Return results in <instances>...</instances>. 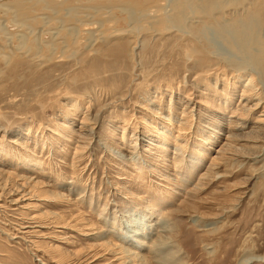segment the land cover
I'll return each instance as SVG.
<instances>
[{
	"label": "rangeland",
	"instance_id": "rangeland-1",
	"mask_svg": "<svg viewBox=\"0 0 264 264\" xmlns=\"http://www.w3.org/2000/svg\"><path fill=\"white\" fill-rule=\"evenodd\" d=\"M58 1L35 11L68 20L51 47L96 22L0 57V264H122L134 230L174 264L264 256V16L231 34L263 0Z\"/></svg>",
	"mask_w": 264,
	"mask_h": 264
},
{
	"label": "bare ground",
	"instance_id": "bare-ground-1",
	"mask_svg": "<svg viewBox=\"0 0 264 264\" xmlns=\"http://www.w3.org/2000/svg\"><path fill=\"white\" fill-rule=\"evenodd\" d=\"M65 1H67V0H65ZM207 1L210 2L209 0H207ZM63 2L64 1H60L59 2L58 0H0V22H1L0 23V38H1V41L3 42V44L1 43V45H0V57L4 58V61H5V63L7 65L10 62V55L8 53V50L10 52H12L16 48L17 49L23 48L24 45L26 43H28V39H30V38L33 39L32 43L28 44L26 49H23L24 51L21 52V54H19L18 57H16L17 60H20L22 62L21 58H25L24 56L36 58V56L38 57L39 54H41L44 49H46V52L48 53V55L50 54L49 56L58 55L59 57H61L66 51H68V48H70L71 45L76 42V37L75 36L78 35V32H75L74 30L78 29L79 25H84V26H88L89 25L90 26V25L93 24V22H96V21H93V20H86L87 16H85V15L80 16V18H76L75 17L76 19L73 22L70 21V23H71L70 24V28L68 29V31L69 30L70 31L73 30L75 36H73V38H71V40H70V38H67V39L63 40L58 46L51 47V44L53 43L54 38L56 39L57 35L60 34V32L63 30V28L65 27V25L68 22V20L66 21V18H64L63 16H58V13H56V12H53V14L52 13L49 14V16H44L45 13H38L37 14L35 11H36V9L37 10H43V11H44V9H50V10L53 11V10H55L54 8L58 7V6L55 7L54 5H57L58 3H63ZM125 3L127 4L128 2H125ZM181 4H183V3H181ZM259 4L260 5L264 4V0L260 1L258 3L257 8H256V6L253 8L254 9V10H252L253 11V16H252L253 18H250V20L247 19L248 20L247 22L244 21L245 23L242 24L243 26L241 28L235 27L237 29L231 30V34H237L238 33V35L239 34L241 35L244 32L248 33L250 31V30L248 31V29H250L251 26H252V23H251L252 20L251 19H254V17L257 16L259 14V12H261L260 13L261 16H264V8H262ZM28 6H29V9L26 12L27 13L26 16L22 17L21 16V11H24L26 8H28ZM119 6L122 7L124 5L122 4V6H121V4H120ZM125 7L127 8L128 6L126 5ZM130 7L128 9H131ZM74 8L75 7H68V8H66L67 9L66 11L69 13ZM182 8H185V6L182 7ZM56 11H58V9ZM31 12L32 13L34 12V13L32 15H30ZM82 12L83 11L78 12L77 15L79 13L83 14ZM8 14H10V18H11L10 22L12 23V25L14 24V26H17V28L19 29V31L16 32V33L15 32L12 33V31L10 29H9L10 30L9 31L8 28L4 29L2 27L3 26L2 24H3V22L6 21V18H7L6 16H8ZM178 14H179V12H178ZM40 18H42L44 20H48L47 24H45L44 27L37 28L34 24H31L32 21H36L37 19H40ZM136 18L137 17L130 18V24H135V22L137 20ZM241 23H242V21H241ZM24 26H25V28H26V26H28V28L25 29ZM22 28H24L25 31H24V29L22 30ZM224 31H225V29H224ZM227 31L230 32V30H227ZM90 33L93 34L92 32H90ZM103 33L104 32H101L100 33V37L96 38V39L105 40V38L103 37ZM46 34L47 35L49 34V36H48L49 38L45 40L43 36H45ZM227 34H228V32H227ZM247 36H249V34ZM242 37H244L243 34H242ZM249 38H250V40H253V39H251L253 37L249 36ZM17 39L20 40V41H18V43L16 45L13 42H16ZM256 39H259V38H256ZM260 41H262V40H260ZM246 42H247V40H246ZM262 44H263V42H262ZM5 47H7L8 50L7 49L5 50ZM45 57H47V56H45ZM33 58H30L29 60L32 61ZM232 137H234V135ZM229 146H231V142H230ZM180 149H182V148H180ZM110 234H112V233H110ZM133 234L135 235V237L133 236L134 237L133 241L135 242V246L132 243L129 244V245H117V246H116V244L113 245L111 243L113 246L116 247V249H117L116 254L118 256H120L119 260L122 262V264H150V262L152 261L151 254L154 255L155 258H157L156 261L158 262V264H174L173 261H174L175 255H174V253H170L171 252L170 250L172 248H174V246L177 245V243L175 241H173V239L170 236H168V237L166 236L163 239H159V240L155 241L152 244L153 246L149 247L150 246L149 245V241L150 240L146 239V236L149 234V232L144 231V230H134ZM106 238H108V237H106ZM124 240L126 241V240H128V238L125 236L123 241ZM133 241H131V242H133ZM111 244H107L106 245V246L109 245L108 246V250L111 248L110 251L111 250L115 251L112 248V246H110ZM131 245H133V248H128L129 246L131 247ZM146 249H148V251L150 252L149 253L150 256L147 255L148 253L146 254L144 252V250L146 252H148ZM174 250H175V248H174ZM254 259L255 260L256 259H259V260L260 259H264V256H262V257H257V256L244 257L243 260L239 261L238 264H244V263L248 264V263L254 261Z\"/></svg>",
	"mask_w": 264,
	"mask_h": 264
}]
</instances>
